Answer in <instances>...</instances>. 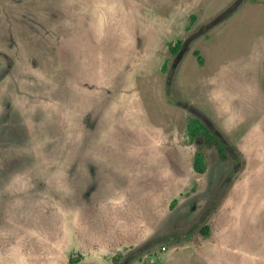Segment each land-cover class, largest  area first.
<instances>
[{
    "label": "rangeland",
    "instance_id": "374dc122",
    "mask_svg": "<svg viewBox=\"0 0 264 264\" xmlns=\"http://www.w3.org/2000/svg\"><path fill=\"white\" fill-rule=\"evenodd\" d=\"M0 264H264V0H0Z\"/></svg>",
    "mask_w": 264,
    "mask_h": 264
},
{
    "label": "trees",
    "instance_id": "16d2710c",
    "mask_svg": "<svg viewBox=\"0 0 264 264\" xmlns=\"http://www.w3.org/2000/svg\"><path fill=\"white\" fill-rule=\"evenodd\" d=\"M179 44L177 43V46ZM197 53V51H195ZM210 123H198L197 126L192 130L191 137L197 134H202L205 137V144L200 146L199 150L195 153L193 167L196 171L203 173L207 168L206 152L205 147L216 146L219 150L221 159L225 160L228 156L227 151L223 148L221 143L214 137L210 129L207 127ZM201 231L206 235L209 231V226L204 225L201 228ZM119 256H116L115 259H118Z\"/></svg>",
    "mask_w": 264,
    "mask_h": 264
},
{
    "label": "water",
    "instance_id": "95a60500",
    "mask_svg": "<svg viewBox=\"0 0 264 264\" xmlns=\"http://www.w3.org/2000/svg\"><path fill=\"white\" fill-rule=\"evenodd\" d=\"M179 58H180V55H178V59L173 60L172 65L170 66V68L168 70V79H171L174 66L178 62ZM179 105L186 107V109H191L190 104L180 102ZM208 127H209L211 133L214 135V137L221 143L223 148L228 150L231 157H233L235 159L237 155L230 148V143L227 141V139L224 137V135L221 133V131L218 129H215V128H210V126H208ZM236 173H237V167L230 173V175L226 178V180L221 184L217 194L215 195L213 200L210 202L208 207L204 210L203 216H207L214 209V207L221 201L230 181L233 179V177L236 175Z\"/></svg>",
    "mask_w": 264,
    "mask_h": 264
},
{
    "label": "flooded vegetation",
    "instance_id": "af4514ba",
    "mask_svg": "<svg viewBox=\"0 0 264 264\" xmlns=\"http://www.w3.org/2000/svg\"><path fill=\"white\" fill-rule=\"evenodd\" d=\"M185 44L182 45V49L184 48ZM181 51L177 53L176 57L174 59H178V55H180ZM173 62V61H172ZM194 107L191 105V111H194ZM210 125V124H209ZM236 168V166L234 167V169Z\"/></svg>",
    "mask_w": 264,
    "mask_h": 264
},
{
    "label": "crops",
    "instance_id": "0c3cea01",
    "mask_svg": "<svg viewBox=\"0 0 264 264\" xmlns=\"http://www.w3.org/2000/svg\"><path fill=\"white\" fill-rule=\"evenodd\" d=\"M238 175H239V174H238ZM236 177H237V176H236ZM236 177H234V179H235ZM234 179H233V180H234ZM233 180H232V182H233ZM230 185H231V184H230ZM228 186H229V185H228ZM224 195H225V194H224ZM222 198H223V197H222Z\"/></svg>",
    "mask_w": 264,
    "mask_h": 264
}]
</instances>
